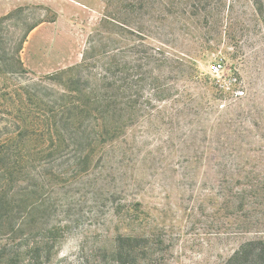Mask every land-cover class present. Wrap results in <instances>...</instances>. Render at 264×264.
<instances>
[{
    "label": "rangeland",
    "instance_id": "1",
    "mask_svg": "<svg viewBox=\"0 0 264 264\" xmlns=\"http://www.w3.org/2000/svg\"><path fill=\"white\" fill-rule=\"evenodd\" d=\"M95 1L61 41L64 52L77 41V62L56 71L83 65L64 80L84 86L114 64L132 122L86 171L70 156L54 161L41 205L0 213V264H116V239L128 235L147 237L141 264H223L264 239V0ZM10 13L0 47H20L22 59L30 29L57 12ZM216 59L239 78L227 94L209 72Z\"/></svg>",
    "mask_w": 264,
    "mask_h": 264
},
{
    "label": "trees",
    "instance_id": "2",
    "mask_svg": "<svg viewBox=\"0 0 264 264\" xmlns=\"http://www.w3.org/2000/svg\"><path fill=\"white\" fill-rule=\"evenodd\" d=\"M11 15L0 17V24ZM20 50L15 47L7 56L0 47V213L9 210L6 215L24 205L33 210L47 200L49 180L57 171L54 161L73 157L77 172H84L83 165L98 149L118 139L132 122L128 78L118 86L114 64L107 62L92 84L82 86L79 80L65 82L64 74L83 65L27 77L31 71L23 65ZM145 54L151 64L152 54ZM17 76L28 82L12 81ZM58 171L61 177L67 174ZM146 238L118 236L116 264H141ZM223 264H264V239L244 242Z\"/></svg>",
    "mask_w": 264,
    "mask_h": 264
},
{
    "label": "crops",
    "instance_id": "3",
    "mask_svg": "<svg viewBox=\"0 0 264 264\" xmlns=\"http://www.w3.org/2000/svg\"><path fill=\"white\" fill-rule=\"evenodd\" d=\"M34 4H41L54 9L57 19L53 22H44L29 33L26 44L22 50L23 65L30 71L47 74L69 66L71 58H76L75 49L77 41L72 38L68 44L67 52L61 45L63 38H70L68 25L72 18L79 14L97 13L99 3L95 0H0V16H4L16 8ZM74 12V13H72ZM68 41V42H69Z\"/></svg>",
    "mask_w": 264,
    "mask_h": 264
},
{
    "label": "built area",
    "instance_id": "4",
    "mask_svg": "<svg viewBox=\"0 0 264 264\" xmlns=\"http://www.w3.org/2000/svg\"><path fill=\"white\" fill-rule=\"evenodd\" d=\"M226 65L223 60L216 59L209 65V72L215 76V82L219 85L222 92L229 93L233 87L238 84L239 78L233 73L226 74ZM237 93L243 94L244 91L241 88L237 89Z\"/></svg>",
    "mask_w": 264,
    "mask_h": 264
}]
</instances>
